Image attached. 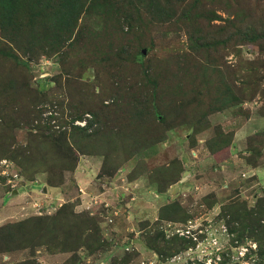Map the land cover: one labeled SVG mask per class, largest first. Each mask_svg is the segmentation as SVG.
<instances>
[{
	"label": "trees",
	"instance_id": "16d2710c",
	"mask_svg": "<svg viewBox=\"0 0 264 264\" xmlns=\"http://www.w3.org/2000/svg\"><path fill=\"white\" fill-rule=\"evenodd\" d=\"M93 11H110L129 28L126 32L123 26L113 36L116 41L125 39V50H115V43L108 39L109 55L106 50L99 51L102 60L107 58L103 62H109L112 68L117 64L113 58L117 61L133 50L134 42L137 46L149 45L145 38H137V26H171L185 32L186 48L178 56L211 67L204 68L205 78L192 77L179 84L174 77L158 81V70L147 63L138 68L144 77L142 82L136 83L134 77L131 84L128 78L108 84L103 77L106 67L100 72L96 65V87L73 77L66 82L68 101L48 102L47 81L41 79L39 87L34 88L30 64L40 55L58 57L62 70L67 72L65 61L70 53L80 51L84 39L86 27L79 26V21L85 12ZM0 35V156L15 161L31 178L41 170L48 173L52 187L62 184L67 172L76 170L82 155L103 157L102 169L108 173L110 167L117 169L128 157L156 146L165 139L161 125L175 112H189L184 115L186 123L193 121L197 113L195 118L200 116L206 121L218 110L240 106L258 93L264 96L260 89L264 80V0H0ZM22 40L24 44L19 46ZM9 43L18 45L17 51L27 60ZM245 45L256 47L261 57L255 61L243 59L241 47ZM230 53L242 64V87L236 85L237 73L224 61ZM175 64L178 68L179 63ZM186 69L182 64L180 70ZM197 80L201 84L196 86ZM55 83L63 87L61 80ZM170 91L175 95H169ZM176 97L182 100L178 102ZM46 104L56 109L49 117H44ZM83 121L84 126L76 124ZM20 131L25 133L24 143L17 140ZM218 141L217 149L226 148L232 140L219 132ZM185 214L181 203H170L160 211L154 225L186 219ZM220 217L230 233L236 234L235 243L246 237L255 241L257 251L251 249L249 256H264V197H258L251 208L245 202L224 205ZM145 236L146 246L160 262L195 248L192 240L167 239L163 230L150 229ZM82 246L98 250L106 245L98 224L88 214H77L72 203L63 205L54 216H35L0 227V254L32 252L30 258L16 264H45L35 257L38 247L74 254L64 264H78L81 257L77 251ZM229 258V252L217 251L211 264H229ZM183 264L208 262L197 259Z\"/></svg>",
	"mask_w": 264,
	"mask_h": 264
},
{
	"label": "rangeland",
	"instance_id": "374dc122",
	"mask_svg": "<svg viewBox=\"0 0 264 264\" xmlns=\"http://www.w3.org/2000/svg\"><path fill=\"white\" fill-rule=\"evenodd\" d=\"M102 13L85 12L80 19L79 26L86 27L84 39L80 51L70 53L65 61L67 72L62 70L58 57L40 55L30 64L32 86L39 87L41 79L47 81L48 102L68 101L66 82L73 77L96 87V71L102 72L104 67L103 77L108 84L126 78L131 84L134 77L136 83L144 80L138 68L147 63H153L158 70V81L174 77L183 84L192 77L205 78L204 68L210 69L211 66L205 63L195 65L178 56L179 51L186 48L187 35L171 26L135 27L137 38H145L149 45L137 46L138 43L134 42L133 50L129 49L117 61L113 58L116 68H112L109 62L105 64L103 61L107 58L102 60L99 51L106 50L109 55L108 39L115 43V50H125V39L120 37L116 41L113 36L116 30L117 34L120 33L123 26L126 32L129 28L112 12ZM219 13L227 16L224 12ZM18 43L22 46L24 41ZM9 44L27 60L17 51L18 45ZM241 52L242 58L248 61L261 57L254 46H242ZM224 61L227 68L237 73L236 85L242 87L240 71L243 68L238 57L230 53ZM175 62L179 63L178 68ZM182 64L187 67L186 71L180 70ZM176 71L178 74H174ZM56 80H61L63 87H59ZM260 83V89L264 90V80ZM194 84L200 85L201 81ZM169 95L175 94L170 91ZM176 98L178 102L182 100ZM44 109V117L56 111L48 104ZM184 115L190 114L178 111L167 116L161 125L165 135L162 142L128 157L117 169L110 167L108 173L103 172V157L100 155L80 156L76 170L67 172L64 182H58L56 187L49 185L48 173L41 170L31 178L15 161L0 156V227L35 216H54L63 205L72 203L77 214H88L98 224L106 245L105 249L98 250L80 247L77 253L81 261L78 264H183L197 259L209 262L217 251L229 252V264H264V256H249L251 249L257 251L255 241L246 237L235 243L236 234L230 233L225 220L220 217L224 205L245 202L251 208L256 205L258 197H264V96L258 93L240 106L218 110L208 115L206 121L200 116L195 118L194 114L193 121L186 123L183 122ZM87 117L91 118L90 115ZM76 124L84 126L85 121ZM219 132L231 136V144L226 148L217 149ZM16 135L18 141L25 142L23 131ZM173 202L181 203L187 220L154 225L163 207ZM150 229L163 230L167 239L192 240L195 248L160 262L159 256L146 246L145 233ZM31 254L30 250L6 256L0 254V264H16L30 258ZM72 255L57 249L38 247L35 250V257L45 264H64Z\"/></svg>",
	"mask_w": 264,
	"mask_h": 264
},
{
	"label": "built area",
	"instance_id": "2783aa9c",
	"mask_svg": "<svg viewBox=\"0 0 264 264\" xmlns=\"http://www.w3.org/2000/svg\"><path fill=\"white\" fill-rule=\"evenodd\" d=\"M81 125H83L82 123H80ZM3 163L7 164V161H2ZM5 173V172H3ZM208 264H211V261L208 262Z\"/></svg>",
	"mask_w": 264,
	"mask_h": 264
},
{
	"label": "water",
	"instance_id": "95a60500",
	"mask_svg": "<svg viewBox=\"0 0 264 264\" xmlns=\"http://www.w3.org/2000/svg\"><path fill=\"white\" fill-rule=\"evenodd\" d=\"M16 192V191H15ZM44 192H46V189H44ZM15 194V193H14Z\"/></svg>",
	"mask_w": 264,
	"mask_h": 264
}]
</instances>
